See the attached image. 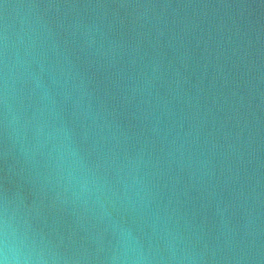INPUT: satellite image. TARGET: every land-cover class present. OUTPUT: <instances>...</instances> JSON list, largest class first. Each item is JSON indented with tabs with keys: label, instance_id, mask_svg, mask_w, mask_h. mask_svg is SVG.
Returning <instances> with one entry per match:
<instances>
[{
	"label": "water",
	"instance_id": "1",
	"mask_svg": "<svg viewBox=\"0 0 264 264\" xmlns=\"http://www.w3.org/2000/svg\"><path fill=\"white\" fill-rule=\"evenodd\" d=\"M0 264H264V0H0Z\"/></svg>",
	"mask_w": 264,
	"mask_h": 264
}]
</instances>
